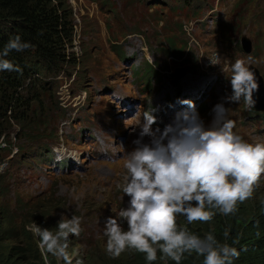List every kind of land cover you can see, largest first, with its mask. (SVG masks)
Masks as SVG:
<instances>
[{
  "label": "rangeland",
  "instance_id": "obj_1",
  "mask_svg": "<svg viewBox=\"0 0 264 264\" xmlns=\"http://www.w3.org/2000/svg\"><path fill=\"white\" fill-rule=\"evenodd\" d=\"M66 5L73 26L69 62L57 76L41 72L39 100L18 91L26 103L14 105L12 119L0 123V250L29 245L43 264H65L39 247L35 231L55 232L62 218L75 215L82 231L69 236L72 264H115L104 231L109 217L130 206L118 185L144 112L153 110V128L163 130L190 111L180 101L191 100L210 127L214 107L223 103L244 141L264 143V108L226 100L237 59L258 72L264 88V0ZM242 37L250 40V53ZM246 206L264 219V178L237 212ZM242 216L255 220L245 211ZM120 223L127 230L126 221Z\"/></svg>",
  "mask_w": 264,
  "mask_h": 264
},
{
  "label": "clouds",
  "instance_id": "obj_2",
  "mask_svg": "<svg viewBox=\"0 0 264 264\" xmlns=\"http://www.w3.org/2000/svg\"><path fill=\"white\" fill-rule=\"evenodd\" d=\"M17 35L0 52V71L21 72L8 59L11 51L32 48ZM215 63V62H214ZM230 102L243 103L251 110L256 101L253 93L259 85L255 73L244 60L231 65ZM190 111L177 115L174 124L161 130L153 128L157 117L153 110L144 112L138 125L136 149L124 163L127 175L118 187L129 196L130 206L120 209L117 218L109 217L104 234L106 250L113 258L127 251L145 255L151 264L168 258L181 264L185 253L203 257V264H233L240 252L221 244L211 233L201 238L182 229L177 217L184 216L189 224L211 222L217 213L235 215L238 205L250 200L264 178V143H248L237 134L236 121L228 118L223 103L214 109L210 127H205L195 103L182 100ZM135 130V129H133ZM150 137V143H144ZM120 221H126L127 230ZM81 221L75 215L62 218L55 232L37 227L39 247L65 264H72L68 252L69 236L79 237ZM227 235V233H225Z\"/></svg>",
  "mask_w": 264,
  "mask_h": 264
},
{
  "label": "trees",
  "instance_id": "obj_3",
  "mask_svg": "<svg viewBox=\"0 0 264 264\" xmlns=\"http://www.w3.org/2000/svg\"><path fill=\"white\" fill-rule=\"evenodd\" d=\"M71 17L66 0H0V52L17 35L23 42L33 45L2 57L18 65L22 71H0V123L12 119L11 110L16 105L26 103L18 91L26 89L31 93L30 102L39 100L40 92L35 88L43 90L41 72L57 76L69 62L68 48L73 37ZM244 211L247 218L249 213L255 220L245 219L242 216ZM177 224L201 238L211 233L221 244L235 247L240 256L233 260V264H264V219L257 218V211L248 209V206L235 215L217 213L208 223L189 224L186 217L179 216ZM38 255L36 251L29 252V245L26 251L21 248L0 250V264H17L18 261L21 264H43ZM161 255L158 252V259L151 264H176L171 259H161ZM203 259L195 253H185L181 264H203ZM114 261L115 264H149L144 254L131 250Z\"/></svg>",
  "mask_w": 264,
  "mask_h": 264
},
{
  "label": "water",
  "instance_id": "obj_4",
  "mask_svg": "<svg viewBox=\"0 0 264 264\" xmlns=\"http://www.w3.org/2000/svg\"><path fill=\"white\" fill-rule=\"evenodd\" d=\"M241 44H242V49L245 53H250L251 51V42L250 40H248V38L246 37H242L241 38ZM252 70L254 73H255V76H256V80H257V83L259 85V89L258 91H255L253 93V99L256 101L255 103V108L260 110V109H263L264 108V88L262 87V84H261V79L258 75V72L255 71L254 69H250Z\"/></svg>",
  "mask_w": 264,
  "mask_h": 264
}]
</instances>
